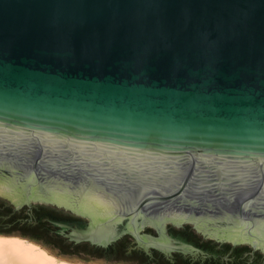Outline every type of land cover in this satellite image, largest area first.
<instances>
[{"label": "water", "instance_id": "water-1", "mask_svg": "<svg viewBox=\"0 0 264 264\" xmlns=\"http://www.w3.org/2000/svg\"><path fill=\"white\" fill-rule=\"evenodd\" d=\"M6 201L85 217L69 238L97 247L264 264V0H0V231L21 235Z\"/></svg>", "mask_w": 264, "mask_h": 264}, {"label": "flooded vegetation", "instance_id": "flooded-vegetation-1", "mask_svg": "<svg viewBox=\"0 0 264 264\" xmlns=\"http://www.w3.org/2000/svg\"><path fill=\"white\" fill-rule=\"evenodd\" d=\"M3 207L7 212L5 217L1 219L6 224H17L20 228L24 226L42 227L48 230L49 234L53 237L64 241L70 248H85V252L90 256L98 255L101 259H108L114 256L134 258L135 256L140 257L142 264H151L156 256L162 258V256L157 253H155L152 258L143 254L141 250L136 248V242L129 234H124L107 248H102L101 246L97 247L89 241H77L69 238V236L76 237V233L81 231L84 225L88 224V220L85 217L69 209L58 208L44 203H33L29 211H27V207L14 210L13 206L7 201L4 203ZM166 228L167 233L168 231H177L181 236L180 238H182L181 240L196 246L201 251L204 248L213 250L211 243L208 240H203L200 234L195 232L190 224H184L181 228H176L168 224ZM62 230L67 237L58 233ZM145 231L149 233L154 232L152 228L145 227L140 231V235L146 237L147 235H142V232Z\"/></svg>", "mask_w": 264, "mask_h": 264}, {"label": "bare ground", "instance_id": "bare-ground-1", "mask_svg": "<svg viewBox=\"0 0 264 264\" xmlns=\"http://www.w3.org/2000/svg\"><path fill=\"white\" fill-rule=\"evenodd\" d=\"M0 264H69L47 255L34 244L16 237L0 236Z\"/></svg>", "mask_w": 264, "mask_h": 264}, {"label": "trees", "instance_id": "trees-1", "mask_svg": "<svg viewBox=\"0 0 264 264\" xmlns=\"http://www.w3.org/2000/svg\"><path fill=\"white\" fill-rule=\"evenodd\" d=\"M25 228V229H24ZM23 234H18L20 237H26L30 240H38L41 242H44L46 245L48 244V248L56 252L57 255L68 257L72 255H86L88 254L85 252V248H70L67 244H65L64 241L61 239L55 238L52 235L49 234L48 230L38 227V226H24L23 227ZM1 237H6L10 235H14L11 233H2ZM18 238V237H16ZM90 256V255H89ZM135 261H137L139 264H142V261L140 257H135ZM151 264H187L184 260H182L180 257H176L173 263H169L162 258L156 256L155 259H153ZM232 264H243L242 263V256L240 254H237L232 262Z\"/></svg>", "mask_w": 264, "mask_h": 264}, {"label": "rangeland", "instance_id": "rangeland-1", "mask_svg": "<svg viewBox=\"0 0 264 264\" xmlns=\"http://www.w3.org/2000/svg\"><path fill=\"white\" fill-rule=\"evenodd\" d=\"M2 232L0 231V236L2 235ZM10 237H18L19 239L26 240L27 242H30L34 244L35 246L42 249L47 255L55 258L58 261H63L69 264H139L137 261L133 259H119V260H110V259H101L93 256H86V255H72L68 257L57 255L56 252L48 248L49 246L45 243L38 241V240H30L26 237H20L18 235H10Z\"/></svg>", "mask_w": 264, "mask_h": 264}]
</instances>
